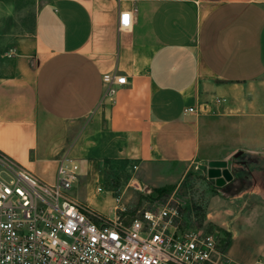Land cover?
<instances>
[{
	"label": "crops",
	"instance_id": "crops-1",
	"mask_svg": "<svg viewBox=\"0 0 264 264\" xmlns=\"http://www.w3.org/2000/svg\"><path fill=\"white\" fill-rule=\"evenodd\" d=\"M17 1L34 4L32 30L0 72V153L49 182L62 157L80 172L225 160L204 221L227 244L209 264L263 257L264 0ZM106 72L126 77L112 96Z\"/></svg>",
	"mask_w": 264,
	"mask_h": 264
},
{
	"label": "built area",
	"instance_id": "built-area-1",
	"mask_svg": "<svg viewBox=\"0 0 264 264\" xmlns=\"http://www.w3.org/2000/svg\"><path fill=\"white\" fill-rule=\"evenodd\" d=\"M130 25V12H122L118 29ZM102 82L104 95L112 96L126 77L106 72ZM79 176V165L67 157L49 182L0 153V264H209L220 252L209 229L180 233L174 207L143 210L129 223L119 203L111 218L87 213L71 196ZM253 264H264V256Z\"/></svg>",
	"mask_w": 264,
	"mask_h": 264
},
{
	"label": "rangeland",
	"instance_id": "rangeland-1",
	"mask_svg": "<svg viewBox=\"0 0 264 264\" xmlns=\"http://www.w3.org/2000/svg\"><path fill=\"white\" fill-rule=\"evenodd\" d=\"M33 9L32 2L0 0V72L6 71V60L14 46L29 37ZM207 168L205 162L192 160L183 167L153 164L141 172L125 160L92 161L81 168L71 196L87 213H98L106 218L113 217V207L119 203L123 207L119 215L125 223L146 209L174 207L179 213L177 230L180 233L209 229L216 234L220 247L223 243L220 230L204 221L207 199L218 187L215 180L207 176ZM98 187L101 191H97ZM92 201L105 202L112 213L99 212L93 208Z\"/></svg>",
	"mask_w": 264,
	"mask_h": 264
},
{
	"label": "water",
	"instance_id": "water-1",
	"mask_svg": "<svg viewBox=\"0 0 264 264\" xmlns=\"http://www.w3.org/2000/svg\"><path fill=\"white\" fill-rule=\"evenodd\" d=\"M241 154L238 151L234 154L235 157ZM207 176L215 180L216 186H222L226 181L232 178V174L227 167L225 160H211L207 163Z\"/></svg>",
	"mask_w": 264,
	"mask_h": 264
},
{
	"label": "trees",
	"instance_id": "trees-1",
	"mask_svg": "<svg viewBox=\"0 0 264 264\" xmlns=\"http://www.w3.org/2000/svg\"><path fill=\"white\" fill-rule=\"evenodd\" d=\"M222 237H223V243L221 244L220 247H218L220 251H222L223 248H224V247L226 246V244H227V235H226L225 232H223Z\"/></svg>",
	"mask_w": 264,
	"mask_h": 264
}]
</instances>
